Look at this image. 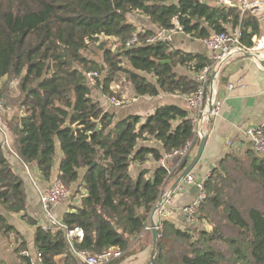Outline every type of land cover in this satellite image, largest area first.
<instances>
[{"label": "trees", "instance_id": "1", "mask_svg": "<svg viewBox=\"0 0 264 264\" xmlns=\"http://www.w3.org/2000/svg\"><path fill=\"white\" fill-rule=\"evenodd\" d=\"M132 13L143 15L158 30L171 28L177 17L183 33L201 40L239 29V43L247 49L253 48L259 30L251 11L241 14L200 0H0V84L17 79L21 91L15 153L48 181L57 139L63 155L58 181L68 193L84 171L75 192L80 205L62 215L60 227L45 229L26 214L23 182L0 145V206L36 228L33 243L40 264H82L75 253L100 256L111 250L120 256L105 264L122 263L134 243L146 236L153 240L146 230L151 213L190 162L179 161L171 175L159 166L151 177L142 171L134 178L132 163L144 164L148 157L159 162L193 139L188 112L166 105L142 123L138 116L116 122L91 96L88 73L98 74L96 86L108 98L122 100L113 89L120 82L130 84L137 98L188 96L196 91L195 79L175 69L185 67L194 74L212 62L164 43L143 45L154 32H138L127 19ZM135 36L136 45L127 47ZM94 44L103 50L100 63L83 54ZM4 94L0 88L3 100ZM147 138L162 151L137 148ZM194 143L197 147L198 138ZM233 164L230 171L221 165L204 182L206 198L196 223L210 230L162 221L155 264H264V158L248 152L243 159L233 158ZM75 231L80 237L69 241L67 234ZM11 233L18 235L0 215V234ZM16 250H26L24 243Z\"/></svg>", "mask_w": 264, "mask_h": 264}, {"label": "crops", "instance_id": "2", "mask_svg": "<svg viewBox=\"0 0 264 264\" xmlns=\"http://www.w3.org/2000/svg\"><path fill=\"white\" fill-rule=\"evenodd\" d=\"M249 1L252 3L260 1V4L251 10V14L258 20L259 30L258 36L252 39L253 48L246 49L256 53L258 58L263 60L264 0ZM127 19L138 27V32L142 30H152L154 32L157 30L147 22L143 15L132 13L127 15ZM169 47L185 53L203 55L208 60H211V52L204 40L192 38L185 33L175 35ZM175 72L178 75H187L194 78L193 72L185 67H178ZM93 84L94 81L90 85L88 84L92 98L99 103L104 112L113 114L116 122L129 116H138L142 123L148 116L154 114L158 108L166 105L180 107L188 112L191 120L194 118V112L189 109L185 95L174 93L161 94L158 97L138 98L132 95L129 99L131 101L130 105L127 103L124 107L115 108L109 103V98L103 95L101 89L100 93H96V96L94 95L91 90ZM13 86L12 84L7 87L4 82L0 84V88L5 92V108L0 113V145L6 160L23 182L26 195V214L34 219L39 226L48 229L53 227L55 222L59 224V220L65 212H71L73 208L80 205V195L75 196V192L79 188L84 171H80L79 181L68 193L67 201L60 206L52 208L49 211V217L39 204L38 192H42L52 182L58 180L59 167L63 159L60 144L57 139L54 140L55 154L51 177L48 181L41 177L34 165H26L19 160L15 153V140L20 130V119L23 113L19 103H17L21 96V91L20 89H14ZM211 92H213L215 100L219 103L220 109L218 115L211 118L208 124L204 126L208 134V140L199 163L192 171L195 183L188 186L183 192L174 193L171 199V206L166 207L167 211L169 209V213L165 220L174 223L178 227L188 226L181 210L195 200L198 192L197 184L202 182L204 185L211 172L215 169H221V165H224L228 171L233 170V158L243 159L248 152L253 153L251 144L244 135V131L249 126L264 125V68L261 67L257 60L237 55L227 59L221 67L216 83L213 87H209V94ZM123 98L126 99V97ZM137 148H150L162 151L160 144L149 138L140 141ZM158 167L159 164L151 157H148L144 164L132 163L129 167V172L131 176L136 178L142 171H147V177H151ZM173 183L174 181L169 185L167 191ZM80 191L81 194H85L83 189H80ZM159 211L155 215V221L159 219ZM0 215L6 219L9 225L16 229L18 234L14 235L11 233L6 237L0 234L1 264H39L36 261L33 243L36 228L23 222L19 214L8 213L1 206ZM74 236L77 237L78 235L72 234L70 238ZM23 243L28 252V256L25 257L21 256V253L16 250ZM26 257L30 258L29 263L25 261L24 258ZM78 259L80 260V258ZM147 259V249L145 248L141 252L129 256L120 264H145Z\"/></svg>", "mask_w": 264, "mask_h": 264}, {"label": "built area", "instance_id": "3", "mask_svg": "<svg viewBox=\"0 0 264 264\" xmlns=\"http://www.w3.org/2000/svg\"><path fill=\"white\" fill-rule=\"evenodd\" d=\"M203 3L208 5H213L216 7H231L236 8L243 14L246 11H251L256 8L260 1L255 3L250 2L249 0H201ZM183 33V28L179 24L177 17L173 20V26L166 30H156L153 35L148 37L144 44L154 45L157 43H164L169 45L174 36L177 34ZM240 32L239 29H236L232 33H222L217 35H211L209 38L205 39L204 42L208 49L211 52V64L198 73H194V79L197 84L196 91L186 96V101L189 109L194 112V118H192L193 123V133L194 137L192 140L188 141L182 148L179 150L173 151L169 154H166L162 160L158 162L161 167L166 168L167 164L174 159H178V162L183 159H188L189 161L193 157L196 147H195V137H200V126H206L209 120L218 115L219 112V103L214 100L211 110L208 112V98L209 87L213 83H216L218 75L222 67V61L230 55L232 52L243 50L247 51L245 47H242L239 43ZM137 43V37H133L128 43L127 47H133ZM97 77V73H88L86 74V80L93 82L94 78ZM232 87V86H230ZM229 87V88H230ZM214 97V94H213ZM109 103L115 107L119 108L123 106V100H117L114 98H109ZM4 100L0 96V113L4 110ZM244 135L249 140L251 144V150L253 153L259 157L264 158V125L263 126H249L245 129ZM172 169L169 170L168 174L171 175ZM195 183V177L192 173H189L182 182L176 187V189L169 193L167 192V198L159 211V219L154 222L156 224L157 231L162 228V221L165 220L167 214L169 213L166 210V207L171 206V199L174 193H180L185 191L188 186H191ZM197 196L195 200L188 206L184 207L181 210V213L189 225H193L197 222V211L199 205L205 200L206 194L204 192L203 184H197ZM165 196V195H164ZM68 192L64 186L58 180L52 182L45 190L38 192L39 204L42 207L43 211L50 217L49 211L57 206L64 204L67 201ZM162 200V199H161ZM161 200L157 202L155 207H157ZM157 213V212H156ZM156 215V214H155ZM151 222V220H150ZM54 227H60V224L57 222L54 223ZM53 227V228H54ZM150 229V223L147 225L146 230ZM77 234V237H80L78 231L70 232L67 234V238L70 241V235ZM23 256H28V252L22 251ZM76 257L84 264H105L112 258H117L120 256L119 252H109L100 256H93L86 252L75 253ZM36 261L40 264V258L36 256Z\"/></svg>", "mask_w": 264, "mask_h": 264}, {"label": "rangeland", "instance_id": "4", "mask_svg": "<svg viewBox=\"0 0 264 264\" xmlns=\"http://www.w3.org/2000/svg\"><path fill=\"white\" fill-rule=\"evenodd\" d=\"M201 1V0H200ZM135 15H137L136 13H135ZM136 18V17H135ZM101 41H106V39H104V38H101ZM107 46L108 47H110L111 48V50L112 51H115V49H116V46L115 45H113L112 43H110V42H108V44H107ZM84 54V56H86V57H88V58H90V59H94L95 61H97V62H102L103 61V50L98 46V44H94V45H89L88 46V48L85 50V52L83 53ZM103 75L104 74H101V77H103ZM97 77H98V74H97ZM96 77V78H97ZM149 79H150V77H148ZM6 81V86L7 87H10V85H14L13 87H14V89H16V90H19V86H18V84H19V81L17 80V79H7V80H5ZM88 82V84L90 85L92 82H90V81H87ZM91 90L93 91V93H94V95L96 96V93H100V89H98L99 87H97L96 86V81H95V78H94V84H93V86H91ZM113 89H115V91H116V93L117 94H120L121 95V97H122V100L124 101V104H123V107L125 106V105H127V103H128V105H130L131 104V101L129 100L130 99V97L132 96V95H134L133 94V91H132V88H131V86H130V84H123V83H117V84H113ZM123 97H126V99H124ZM5 100V99H4ZM128 100V101H127ZM122 107V106H121ZM193 124V123H192ZM198 138V136H196V139ZM198 140H199V138H198ZM196 149H197V147H196ZM196 151V150H195ZM166 155V154H165ZM164 155V156H165ZM164 156H163V158H164ZM162 158V159H163ZM161 159V160H162ZM158 163V162H157ZM177 164H178V159H174V160H172L171 162H169L168 164H167V166H166V169H167V172H169V170L170 169H172V171H174L175 169H176V166H177ZM160 166V165H159ZM192 173V172H191ZM172 174V173H171ZM169 175V174H168ZM169 187V186H168ZM167 187V188H168ZM167 188L165 189V191H164V193H163V195H162V197L164 196V195H166L167 194ZM162 197H161V199H162ZM160 199V200H161ZM159 211V210H158ZM152 214V213H151ZM54 227V226H53ZM197 227H199V228H206V230H210V227H208L207 225H203L202 223L201 224H197ZM55 228V227H54ZM46 229V228H45ZM49 229V228H48ZM147 249V257H148V259H147V261H146V263L145 264H150V260H151V254H152V252H153V250H154V244H153V240L152 239H150V237L149 236H146L145 238H143L142 240H140V241H138L137 243H135L131 248H130V256L131 255H134V254H136V253H138V252H141L142 250H144V249ZM26 251V250H25ZM27 252V251H26ZM111 252H115V251H113V250H111ZM22 255V254H21ZM155 257H156V254H155ZM81 261V260H80ZM81 263L82 264H84L82 261H81Z\"/></svg>", "mask_w": 264, "mask_h": 264}, {"label": "water", "instance_id": "5", "mask_svg": "<svg viewBox=\"0 0 264 264\" xmlns=\"http://www.w3.org/2000/svg\"><path fill=\"white\" fill-rule=\"evenodd\" d=\"M243 56L245 58L248 59H255L258 61V63L261 65V67L264 68V59L261 60L258 58L257 54L254 52H250V51H243V50H238L235 52H232L230 55H228L223 61H222V65L223 63L229 59L232 56ZM211 86L213 87V83L211 84ZM215 98L213 97V92L210 93V97L208 98V112L211 110L213 103H214ZM200 137H199V143L197 146V149L193 155V157L191 158L190 162L188 163V165L186 166L185 170L181 173V175L174 181L173 185L170 187V189L168 190L169 193L173 192L176 187L182 182V180L189 174L191 173L195 166L199 163L201 156L203 154L206 142L208 140V134L206 129L204 128L203 125L200 126ZM198 184H202V182H199ZM69 196V195H68ZM167 198V195L162 197L161 203L154 208L152 214H151V222H150V230L152 233V237H153V242H154V250L151 254V260H150V264H155L156 262V257H155V242L156 239L158 237V231L156 229V224L154 222L155 219V214L156 212L161 209V207L163 206L165 200Z\"/></svg>", "mask_w": 264, "mask_h": 264}]
</instances>
